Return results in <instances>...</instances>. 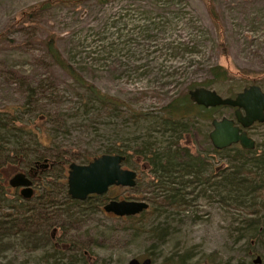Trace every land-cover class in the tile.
I'll use <instances>...</instances> for the list:
<instances>
[{
    "label": "rangeland",
    "instance_id": "1",
    "mask_svg": "<svg viewBox=\"0 0 264 264\" xmlns=\"http://www.w3.org/2000/svg\"><path fill=\"white\" fill-rule=\"evenodd\" d=\"M66 1L0 0V33L13 23L0 43V112H5L6 118L20 117L18 106L30 86L36 90L34 98L49 101L69 80L47 51L45 40L49 35L55 37L60 55L85 80L104 93L133 103L140 112L156 113L171 98L185 96L189 89L201 86L222 97H234L249 85L237 72L264 70V0H211L223 27L227 57L221 56L206 0ZM41 4L45 7L33 11L28 21L19 17ZM218 64L228 66V75L234 76L215 78L212 70ZM260 86L264 90V83ZM49 106L52 111L60 108ZM223 116L233 118V108L219 107L212 118ZM122 119H105L110 125L99 131V137L77 128L69 133L62 131L67 146L64 150L72 154L87 149L92 160L101 155L105 144L121 146L126 136L131 139L143 134L137 126L143 122L122 124ZM41 121L34 117L30 124L39 126ZM210 121H200L195 128L189 126L179 145L191 154H206L215 168L223 166L224 158L208 153ZM246 130L256 144L264 142V123ZM127 153L133 167H123L136 171V184L109 188L103 204L109 199L142 200L147 195L140 182L149 180L150 166L132 149ZM24 165L10 170L8 179L25 172L28 167ZM67 169L61 173V182L66 183ZM56 172L60 173L59 169ZM48 173L42 171L31 178L33 193L28 201L20 197L42 219L38 225L28 227L35 239L26 240V232L18 240L0 238V264H127L134 257H149L152 264H179L180 256L185 254L188 258H184V264H254L259 254L246 252V235L237 240L241 232L232 231L240 216L209 191L206 194L210 196L199 198L188 210L172 216L171 234L165 242L157 243L145 230L136 233L127 229L128 221L105 212L103 205L99 208L93 203L91 207L96 206V210L86 209L88 203H65L62 196L54 199L61 204L59 208L54 202L47 203L40 193L42 179ZM13 189L20 191L12 188L8 198L13 197ZM261 241L262 245L260 241L250 243L264 254V236ZM27 242L37 245V249L26 248L31 247Z\"/></svg>",
    "mask_w": 264,
    "mask_h": 264
},
{
    "label": "trees",
    "instance_id": "2",
    "mask_svg": "<svg viewBox=\"0 0 264 264\" xmlns=\"http://www.w3.org/2000/svg\"><path fill=\"white\" fill-rule=\"evenodd\" d=\"M63 1L59 0L60 3ZM66 2L77 4L79 0ZM205 6L216 31L221 56L227 57L223 27L214 3L206 0ZM44 7L45 5L41 4L32 8L29 13L22 12L19 17H25L28 21L33 11ZM12 25L11 22L0 33V43L5 40V33L10 31ZM45 44L52 60L67 73L69 80L60 85L49 101L36 96L34 98L36 90L30 86L25 100L18 106L20 117L15 115L6 118L7 114L0 112V238L18 240L20 234L26 232L29 236L26 240L35 239V234L29 231L28 227L38 225L42 221L33 213V207L27 205V199L26 202L20 201L22 196L19 191L13 189L16 190L13 191V197L7 196L12 190L8 183L10 170L22 163L28 167L25 173L32 178L42 171L51 172L44 175L42 179L44 183H41L43 185L40 195L45 197L47 203H53L56 197L62 196L67 201L65 203H88L86 209L96 210V206L91 207L93 203L99 208L104 205L106 199L104 194L89 195L84 200L73 199L67 194V182H61L63 169L68 168L70 162L87 163L90 161L91 153L84 149L80 153L69 154V150H64L67 146L62 131L69 133L77 128L89 131L93 137H99L101 135L99 131L107 129L110 125L107 121L123 117L122 124L128 121L135 124L143 122L137 125L143 129V134L140 133L131 139L126 136L122 139L121 146L113 142L105 144L101 154H122L125 156L123 164L132 168L131 156L127 153L132 149L150 166L149 180L140 182L141 189L147 193L144 199L149 203V207L137 215L123 216L122 218L128 221V225L125 226L127 229H133L136 233L145 230L154 241L163 243L171 234L172 216L188 210L199 198L210 196L206 194L209 191L219 199V202H226L229 208L240 216L241 220L237 222V226L232 227V231L241 232L236 236L237 240L244 239L246 235L244 240L248 245L246 252L252 255L262 253L257 245L252 248L254 245L251 246L250 241L254 240L255 244H259L260 241L261 245L263 244L261 239L264 236V142L256 144L253 150L242 149L238 144L223 149H216L211 145L208 153L224 158L223 166L213 168L206 154H191L186 147L179 145V140L184 132H188L189 126L195 128L196 123L211 120L214 112L222 106L197 105L187 94L171 98L156 113L137 111L133 108V103H125L115 95L104 93L96 85L85 80L60 55L53 35L46 38ZM227 67L221 64L215 66L212 70L214 77L217 79L233 77L232 74L228 75ZM237 74L249 84L264 83V70L251 74L238 72ZM50 104H56L60 108L52 111ZM25 117L28 120H25ZM34 117L42 120L39 126L30 124ZM140 129L138 130L141 131ZM45 159L51 163L50 166L38 168L35 165L36 162L43 163ZM57 169L60 173L56 172ZM48 177L51 179L45 180ZM64 179H67V175ZM92 199L94 200L90 201ZM54 204L58 205L57 208L61 205L58 202ZM67 209L58 211L64 212ZM40 216L46 217L45 214ZM30 242L27 243L31 244ZM36 247L37 245L31 244V247L26 248L37 249ZM184 258L187 259L188 255L180 256L179 264H184ZM260 258L259 264H264V254H261Z\"/></svg>",
    "mask_w": 264,
    "mask_h": 264
},
{
    "label": "water",
    "instance_id": "3",
    "mask_svg": "<svg viewBox=\"0 0 264 264\" xmlns=\"http://www.w3.org/2000/svg\"><path fill=\"white\" fill-rule=\"evenodd\" d=\"M189 99L204 107L229 106L234 108L233 118L223 116L211 120L212 129L209 140L216 149H223L238 144L242 149L253 150L256 141L248 132L254 122H264V90L257 84L244 87L234 97H222L215 90L206 87L189 89ZM125 156L119 153H103L87 163L70 162L67 173V194L77 200H84L89 195H103L111 186L133 187L136 184L135 170L124 168ZM36 166L48 167L47 159L43 163L36 162ZM12 188H20V195L29 198L32 195V180L25 172L15 173L9 180ZM149 207V203L142 200L109 199L103 210L116 216H132L141 213ZM261 262L260 256L253 259L254 264ZM127 264H152L146 257L142 260L130 258Z\"/></svg>",
    "mask_w": 264,
    "mask_h": 264
},
{
    "label": "flooded vegetation",
    "instance_id": "4",
    "mask_svg": "<svg viewBox=\"0 0 264 264\" xmlns=\"http://www.w3.org/2000/svg\"><path fill=\"white\" fill-rule=\"evenodd\" d=\"M249 85H251V84H249ZM249 85H248V86H249ZM257 85H258V84H257ZM248 86H246V87H248ZM259 86H260V85H259ZM260 87H261V86H260ZM233 110H234V108H233ZM212 119H213V118H212ZM212 119H211V120H212ZM210 123H211V121H210ZM257 123H258V122H254V123L251 125V127H252L253 125L257 124ZM208 134H209V133H208ZM208 137H209V136H208ZM47 164H48V166L51 165V163H48V162H47ZM37 167H38V166H37ZM40 167H44V166L42 165V166H40ZM40 167H38V168H40ZM34 173H35V172H34ZM27 175H28V174H27ZM35 177H36V175H35ZM31 178H32V176H31ZM136 180H137V179H136ZM32 184H33V182H32ZM32 193H33V192H32ZM20 196H21V195H20ZM31 196H32V195H31ZM31 196H30V197H31ZM30 197H29V198H30ZM29 198H25V199H29Z\"/></svg>",
    "mask_w": 264,
    "mask_h": 264
}]
</instances>
